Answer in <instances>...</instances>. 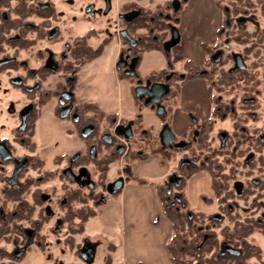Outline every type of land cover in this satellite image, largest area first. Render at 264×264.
Instances as JSON below:
<instances>
[{
  "label": "flooded vegetation",
  "instance_id": "af4514ba",
  "mask_svg": "<svg viewBox=\"0 0 264 264\" xmlns=\"http://www.w3.org/2000/svg\"><path fill=\"white\" fill-rule=\"evenodd\" d=\"M12 1L0 0V228L12 229V248L7 250L9 264H20L33 246L46 260H53L54 264H66L63 262L66 248H74L78 259L92 264L99 243L84 235V231H77L78 228H62L65 218L70 217L68 205L72 201L82 200L88 205V200L93 205L105 202L100 191L110 194L106 187L110 181L106 184L100 182V176L94 180L93 169L100 171V162L104 165L107 161L109 167L122 154L130 156L129 141L133 137V126L137 124L134 119L128 120H132L130 138L114 132L116 124H126L128 121L117 122L111 131L100 132L98 110L92 107L98 104L91 99H85L82 94V88L88 82L82 80L80 72L102 54L113 34L109 26L105 27L104 35L99 39V29L91 27L82 31L77 26L98 15H107L112 8V0H14L13 4ZM211 1L221 16L215 28L214 41L202 42L200 48L211 60L217 50H221L218 62L223 57L232 59V65L223 70L224 78L220 86L225 90L235 77L240 93L238 108L235 107V99L227 101L218 96L221 120L225 121L229 115L234 118V124L231 127L224 126L218 131L221 209L220 213L210 215L208 222L210 224L219 221L222 224L221 238L219 239L214 228H210L209 224L205 225L202 264H247L251 258L257 260L256 264H264L263 247L256 242L254 235L256 233L264 239V98L259 97L257 81L249 79L245 74L247 66L244 59L253 47L264 50V27L257 18L258 15L264 17V0ZM107 3H110V7L106 10ZM124 3L129 7L117 10V21L124 23V27L118 30L119 48L114 60L117 77L132 81L133 90L139 80L143 84L147 79L151 82L169 83L174 72L166 73L162 80L139 75L142 52L152 50L146 49L141 42L150 38L158 39L160 36L164 37V42L171 36V27L176 26L179 37L175 45L179 44L184 37L181 28L184 12L195 0H140L141 5H137L136 0H127ZM72 11L81 13V16L72 18ZM131 11L138 13L131 21H127L124 14ZM248 23L252 28H249ZM132 24H140L134 29H144V32L137 37L131 36L129 28ZM123 29L136 39L134 46L131 47L129 40L121 34ZM233 36L238 44H245L240 51L226 48ZM219 38L224 41L217 46ZM104 41L106 43L103 45ZM100 44L103 45V50L97 54ZM204 44L209 47V51ZM161 51L165 53L164 49ZM235 56L241 60L243 66L235 67ZM132 59H135L133 67ZM167 59L166 66L171 69L173 63H170V58ZM134 97H137L135 93ZM164 97L165 95L162 99ZM50 103L53 106L44 119L48 123L44 124L46 141L52 142L51 137L54 135L53 143L60 148L55 127L61 125L65 128L64 137H68L69 142L74 145L69 152H55L51 161L54 168L42 170L44 161L39 153L40 148L45 147L42 145L45 140L39 141L37 133L43 126L40 120ZM167 112L166 110V116ZM207 121L208 119L199 123L198 117L190 114L188 129L183 136L176 139L174 134L173 145L170 147H164L161 143L156 147L162 150L172 148L187 151L193 147L202 130L201 125ZM164 123L169 125L168 122ZM140 136H144L143 133ZM179 142H184V145L175 146ZM35 162L37 163L34 164ZM195 165L193 156L183 155L177 170H173L165 178L167 189L170 175L176 174L182 181L179 171ZM124 169L125 173L120 176L129 177L131 167L125 165ZM55 179L62 183L57 201L64 209L62 217L58 216L55 220V228L52 230L56 243L61 245L59 249L63 255L59 258L48 250L50 241L43 236L45 234H41L44 220L53 215L51 200L54 197L47 192L45 185ZM67 181L71 186H67ZM174 187L177 186L173 185L167 192L171 193ZM81 210L78 207L72 213L76 215ZM189 215L192 217V214ZM77 235L81 237L75 239ZM93 244L94 257L87 261L82 255H88ZM189 259L194 262L196 260L194 256ZM104 262H111L109 256L105 257Z\"/></svg>",
  "mask_w": 264,
  "mask_h": 264
},
{
  "label": "rangeland",
  "instance_id": "374dc122",
  "mask_svg": "<svg viewBox=\"0 0 264 264\" xmlns=\"http://www.w3.org/2000/svg\"><path fill=\"white\" fill-rule=\"evenodd\" d=\"M101 1V0H100ZM127 0H112V8L109 11V13L98 15L96 18L90 20V21H82V24L80 26H77L78 28L84 29L94 27L96 29H99L97 31V34L99 36V39L103 37V32L105 30V27L110 28L113 37L111 41L104 47V50L102 54L97 57L94 61L88 63V65L80 72V77L82 80L87 81L88 84L84 85L82 88V94L85 96V99H91L93 101L99 102L100 106L108 110V107H111L113 105L116 106H123L124 107V113H129L131 108H134L136 110V113L134 115V120L136 118V115L139 113L141 114V119L137 124H134L133 129V137H131V140L129 141L130 145V151H134L135 154H147V156H150L152 154H156L154 152L153 147H156L159 142V137H158V131L162 124L164 122H168L167 116H158V114L155 112V105H144L142 100H137L134 97V90H133V85L131 86V93L129 92L128 89V80L127 79H119L117 77L116 71H115V66H114V60L116 58V53L118 52V30L124 27V23L121 21H117V10L118 9H127L129 5L125 4L124 2ZM15 1H12V4ZM226 2V0H224ZM143 5L146 4L145 2H141ZM101 4V3H100ZM137 5L140 4V0H136ZM150 7H153V5H148ZM81 13L72 11L71 16L72 18H77L80 17ZM260 25L264 27V17L261 15L257 16ZM111 22V24H109ZM115 22L113 25L112 23ZM249 24V23H248ZM140 25L134 26V24L130 25L129 28V33L133 37H137L144 32V29H134L135 27H138ZM249 28H252V25H248ZM233 39L230 40L227 43V47L229 50L232 51H240L242 48L245 47V44L241 43L238 44L239 42L232 37ZM222 39H218L217 41V46L223 44ZM250 43V42H249ZM261 46V45H259ZM145 51V50H144ZM143 51V52H144ZM256 51L258 53L256 54ZM142 52V53H143ZM176 54L175 52H171V55ZM145 60H143L140 64V70L144 73V68L148 67L150 65V60L149 57H147V52H145ZM165 57V56H164ZM245 63L247 66V70L245 71V74L248 75L249 79L251 80H256L257 81V87L260 90L259 97L264 98V50L258 47H253L252 51L249 52L248 55L244 56ZM164 64L166 63L165 58H163ZM183 60H175L173 58L172 63L173 67L170 69L169 67L165 66L164 70L167 74L172 73V72H178L181 73L183 71ZM233 61L230 58V60H227V58H222L220 62H214L210 59V56L206 55V58L204 60L203 68L204 72L208 73L209 78L212 80L214 86L210 84V91L212 96H222L223 100L231 101V99H235V107L238 108V95L239 91L238 89V84L236 83L235 77L231 80V84H229L225 90L223 86H220V82H222V78H224L223 75V70H225L228 66L232 65ZM253 71V72H252ZM165 72L164 74H159L154 76L155 79L157 80H162L165 78ZM253 75V76H252ZM133 80V79H131ZM144 80V79H143ZM178 81V80H177ZM132 82V81H131ZM169 83H170V91L165 95L164 99H162V104L166 107V110H169V105L172 102V92L176 90V79L174 80L173 77L169 78ZM231 85V86H230ZM222 90V91H221ZM177 92V91H176ZM134 101H133V98ZM138 102H137V101ZM211 105L213 106L214 103L212 102L211 99ZM53 104L50 103L48 106V109L44 111V117L43 119L40 120V124H43L41 130L39 128L37 136L39 141L40 140H45V142L42 143V145H45L44 148H40V157L43 158V163L44 165L42 166V170L44 168L47 169H53L54 165L51 163L52 161V155L55 152H59L62 150L66 151H71V147H73V143H70L68 140V137H64V127L59 125L55 127L56 129V137L59 138L60 140V148H58L56 143H53L54 135H52L51 141H46V134L44 131V124H48L46 122L45 117L46 115H49L51 108ZM150 108V109H149ZM112 109V108H110ZM105 112V111H104ZM230 114L231 111L229 112ZM235 113V112H234ZM105 114H110L105 112ZM222 112L220 111L218 114L213 115L210 117V120L207 121V123H203L201 125L200 134L198 138L196 139V142L193 143V147L188 149L187 151H184L182 149L176 150V149H166L162 150V153H157V154H162L164 158L168 159L172 166H174V170H177L178 163L180 159L182 158L183 155H189L193 156L197 164H201L202 160H205L206 164H208L209 170H205L209 173L210 175V182L214 188H210V192L208 195H202L201 200L204 203L203 206L205 209L203 210H194L190 208V212L192 214L195 213V215H200V219H197L198 222L197 225H200L202 223L205 227L206 224H209L208 218L210 215L220 213V179H219V167L218 163H220V152H219V139H218V131L224 127V126H229L231 127L233 123V117L228 115V119L225 121H222L221 116ZM115 120L112 119L110 116H100L98 117V124H99V131L102 132L103 130H109L113 129V126L117 122H127L128 119L126 118H118L117 114H115ZM138 120V119H137ZM132 121V120H131ZM54 125V124H53ZM144 136H140V135ZM67 136V135H66ZM187 136V135H186ZM64 137V139H63ZM178 137H176L177 139ZM188 138V137H187ZM57 146V147H56ZM130 153V152H129ZM132 154V153H131ZM130 154V155H131ZM134 156L131 158L129 155L126 156V154H122L121 156L115 158L110 164L109 167L105 173L104 179L100 180V182L107 183L108 181L114 180L120 175H123L125 173L124 166L129 165L131 167L132 162L134 161ZM35 162L34 164H36ZM217 164V166H216ZM177 172V171H176ZM35 174V173H33ZM93 179H98L100 176V172H96L93 169ZM67 186H71V184L67 181L65 182ZM62 183L58 180L55 179L45 185V188H47V192H50L54 198L51 200V207L53 210V215L50 217V219H45L43 222V226L41 227V234L44 237H46L47 240L50 241V247L48 250H51L53 256H56L57 258L62 257L63 254L60 253L59 247L61 245H58L55 240V235L53 234V228L55 224V220L58 218V216L62 217L63 215V210L59 204V201H57V197L60 196V190L59 186ZM104 184V185H105ZM103 186V185H100ZM167 187V185H165ZM211 186V185H210ZM211 186V187H213ZM173 191L176 190V188L172 189ZM103 197L105 198V202L102 204H92L91 201H86L89 203L90 207H88V204L83 203L84 200L81 201H72L70 206V212L68 216L65 219V223L63 224L62 228H79V222L82 212H78L76 215L72 213V210H75L76 208H91V206H94L96 209V214L89 218L85 223H84V235H88L91 238L95 239L98 241L99 245L97 246L96 249V255L94 258V261L92 264H105V257L109 256L110 261L113 260L112 255H111V250L114 246V243L109 241L106 238H103L104 236L97 234L96 229H111V228H117L120 227L121 221H120V204L122 201L121 196L114 197L113 194H107L106 192H102ZM215 192V194H214ZM114 197V198H113ZM165 197V193H164ZM85 202V201H84ZM197 205H201L200 202H197ZM9 206L11 204L9 203ZM93 208V207H92ZM117 209V212L115 213L116 215H113L115 209ZM71 213L74 215L72 216ZM119 214V215H117ZM72 216V218H71ZM47 218V217H46ZM230 225V224H229ZM210 228H214L219 236V239L221 238L220 236V228L222 224L220 222H211L209 224ZM232 226V224H231ZM77 230V229H76ZM12 229L10 228L9 230H3L0 228V264H9V255L7 254V250H10L12 248L11 244V238L12 234H10ZM55 233V232H54ZM62 235H63V230H62ZM256 236V242H258L261 247H263V255L262 258L264 259V239L258 235L254 234ZM81 235H77V238L79 239ZM188 258V257H186ZM260 260V259H259ZM63 262L66 264H87L84 261L80 260L77 258L75 249L71 248L68 249L66 248V252L63 255ZM257 260L254 258H251L247 264H256ZM20 264H54L53 260H46L45 256L35 247H31L30 251L26 254V256L20 261Z\"/></svg>",
  "mask_w": 264,
  "mask_h": 264
},
{
  "label": "crops",
  "instance_id": "0c3cea01",
  "mask_svg": "<svg viewBox=\"0 0 264 264\" xmlns=\"http://www.w3.org/2000/svg\"><path fill=\"white\" fill-rule=\"evenodd\" d=\"M220 16V11L211 0H195L184 12L181 23L184 37L172 48V52L183 54L196 66L203 65L206 54L201 50L200 44L214 41V32ZM145 52L152 62L143 69V73L140 64L145 60ZM163 58L166 60L165 64ZM167 63L168 59L163 51L145 50L141 55L138 73L147 77L152 72L164 68ZM176 83L177 92L172 95L167 119L174 134L181 137L188 129L190 114L197 116L199 123L211 117L212 95L210 84L203 78L178 80ZM131 86L132 83L128 82L130 93ZM97 104L102 111L117 114L119 119H133L136 113L134 108H131L129 113H124L123 106L113 105L105 110L99 102ZM173 170L171 162L160 154H152L146 159L132 162L131 175L125 179L121 190L113 194L116 198L118 195L122 198L120 215L117 214L121 221L120 227L95 228L97 234L114 243L111 250L113 260L109 264L170 263L166 244L172 234L171 223L164 213L155 184L164 182ZM140 179L145 182H140ZM210 181V175L205 170L191 175L186 180L183 191L189 208L196 211L205 209L201 197L211 193ZM198 201L201 205H197ZM114 209L113 215H116L117 209Z\"/></svg>",
  "mask_w": 264,
  "mask_h": 264
},
{
  "label": "trees",
  "instance_id": "16d2710c",
  "mask_svg": "<svg viewBox=\"0 0 264 264\" xmlns=\"http://www.w3.org/2000/svg\"><path fill=\"white\" fill-rule=\"evenodd\" d=\"M139 23V20L137 21ZM140 25V24H139ZM163 36H160L158 39L150 38L148 41H142L141 43L144 44V47L146 49H160L163 50ZM106 41H104L102 44L104 45ZM100 44V46L97 47L96 53L100 54L103 50V45ZM204 47L207 51H209V47L204 44ZM173 58L175 60H183V71L181 73L174 72L173 78L177 80H189L194 78H203L206 81H208L211 85L213 84L212 80L209 78L208 73L204 72L203 68L201 66H196L193 64V62L186 58L183 54H173L170 56V63H172ZM165 68H162L160 70L154 71L151 74L148 75L153 80H156L154 76L159 74H164ZM166 74V72H165ZM214 86V85H212ZM177 90L171 91L172 95L176 93ZM138 101V97H135ZM212 102L214 103L212 110H211V116L216 115L220 112L221 109H219V106L221 105L219 103L217 96H211ZM136 100V101H137ZM137 101V102H138ZM94 109L98 110V116H110L112 119H114L115 114H105L104 111H102L98 105L92 106ZM138 119V120H137ZM141 119V114H137L135 118V122L138 123ZM210 118L208 119V121ZM154 153H162V149L159 147L154 148ZM130 155L133 160H143L146 159L148 156L147 154H135L134 151L131 152ZM162 155V154H161ZM117 157V156H116ZM114 159V158H112ZM111 159V160H112ZM108 162V161H107ZM106 162V163H107ZM101 164L99 165V172H100V179L103 180L105 173L108 169L107 164ZM208 164H206L205 160L201 161V164H197L195 166H191L189 168H182L179 172L182 176V181L179 186L174 187L176 188L175 191L172 190L171 193L167 192V187L165 186V182L162 183H156L155 186L158 190V194L160 196L162 206L164 209V213L167 216V218L170 220L171 223V230L172 234L167 242L166 246L169 252V258L170 263L169 264H202L203 263V247H204V236H203V228L204 225L200 223V225H197L198 222L197 219L200 218V215H195L190 212V208L188 206L187 199L184 195V187L186 186V180L193 174L201 171V170H209ZM217 166V164H216ZM220 167V163H218L217 168ZM210 171V170H209ZM210 173V172H209ZM140 182H145V180L140 179ZM213 186V182H212ZM214 188V186H213ZM220 189V188H219ZM165 193V197H164ZM179 195L180 198L177 199L175 195ZM82 212L80 214V222H79V228L77 231L83 232L84 231V223L94 216L96 214V210L94 208H82ZM189 214H192V217L189 216ZM74 216V215H72ZM71 216V218H72ZM194 256L196 259L195 262L190 260L189 257ZM188 257V258H186ZM110 262V258H109Z\"/></svg>",
  "mask_w": 264,
  "mask_h": 264
},
{
  "label": "water",
  "instance_id": "95a60500",
  "mask_svg": "<svg viewBox=\"0 0 264 264\" xmlns=\"http://www.w3.org/2000/svg\"><path fill=\"white\" fill-rule=\"evenodd\" d=\"M109 7H110V3H107L106 10ZM137 13H138V11L127 12L124 14V17L126 18L127 21H131L136 16ZM171 30H172V32H171L170 38L163 42V49L165 51L167 58H170L171 48L178 42V37H179L178 29L176 26H172ZM121 34L129 40L131 47L136 44V39L131 37L128 34L127 30L123 29L121 31ZM130 51H131V48L128 49V52H130ZM220 55H221V50H217L216 52L213 53L212 60L214 62H218ZM234 60H235V67H240V66L244 65L243 63H241V60L238 57L235 56ZM134 62H135V59H132L131 67H133ZM122 64L124 65L125 62H122ZM140 82H141V80L138 81V84L134 88L135 95L140 100H142L145 105L154 104L156 112L158 114L165 115L166 110H165V107L161 101H162V97L170 91L169 83L168 82H162V81L151 82V80H149V79H147L145 81V84L140 83ZM114 132L116 134H122L126 138H130L132 136L131 121H128L126 124H123V123L116 124ZM158 136H159V140H160V143L162 144V146L170 147L173 145L172 143H173V139H174V133H173L171 127L167 123H164L162 125V127L160 128V130L158 132ZM183 145H184V142H179V143L175 144V146H177V147H181ZM124 180H125V178L123 176H119L115 180L108 182L107 186H106L107 191L110 194H114V193L118 192L119 189H121L123 187ZM167 183L169 186L167 191L169 192L171 190V188L173 187V185H175V186L180 185L181 177L177 176L176 174L170 175L167 179ZM175 197L177 199L180 198L179 195H176ZM94 254H95V245L93 244L92 248L89 249L88 255L87 254L84 256L82 255V257H84L87 261H91L94 257Z\"/></svg>",
  "mask_w": 264,
  "mask_h": 264
}]
</instances>
